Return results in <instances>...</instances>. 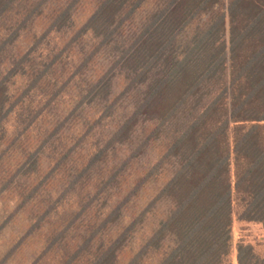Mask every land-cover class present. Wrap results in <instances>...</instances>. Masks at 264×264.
<instances>
[{"label":"trees","instance_id":"1","mask_svg":"<svg viewBox=\"0 0 264 264\" xmlns=\"http://www.w3.org/2000/svg\"><path fill=\"white\" fill-rule=\"evenodd\" d=\"M20 1L0 0V22ZM30 1L25 0V18L20 25L0 42V54L15 43L23 28L27 30L29 24L44 13L50 0ZM80 1L73 0L54 15L49 29L0 80V140L5 137L3 128L9 115L51 73L60 55L52 58L44 69H31L33 81L25 89V95L10 105L8 82L24 69V63L27 74L32 53L52 32L62 31L71 24ZM146 1L102 0L99 3L77 35L93 32L100 38L85 66L115 40L127 23L133 21ZM225 1L163 0L145 27L122 49L107 73L90 86L84 97L88 104L99 98H110L118 71L126 73L129 79L125 93L139 85H146V89L132 115L77 174L60 201L78 186L90 168L105 161L110 149L131 141L141 122H156L157 125L124 165L104 181L96 198L118 181L127 164L140 158L151 140L159 137L165 127L184 116L189 108L192 112L166 149L162 161L140 178L100 225L83 238L76 250L67 251L61 264H80L87 252L92 254L88 264H120V254L133 234L143 229L149 214L164 198L172 199V210L128 264H142V260L155 251H164L160 264H231L235 204L241 207V220L264 224V0ZM204 17L207 18L204 20ZM200 20L202 23L189 43L181 48L179 37ZM55 98L56 95L52 101ZM44 146L45 141L29 155L25 174L38 171ZM165 161L174 165V171L160 194L110 243L95 246L104 231L119 224L124 210L139 196L147 182L162 173ZM45 182L47 178L26 196L25 205L40 192ZM89 205L91 202L83 205L76 219ZM56 207L57 202L52 203L30 233L39 229L46 214ZM74 221L69 220L65 228L53 236L37 262L57 245H64ZM167 243H170L168 247ZM237 263L264 264V257L258 256L252 245L239 243Z\"/></svg>","mask_w":264,"mask_h":264},{"label":"rangeland","instance_id":"2","mask_svg":"<svg viewBox=\"0 0 264 264\" xmlns=\"http://www.w3.org/2000/svg\"><path fill=\"white\" fill-rule=\"evenodd\" d=\"M34 1L36 0H31L30 3ZM72 1L50 0L44 13L36 17L27 30H21L15 43L0 54V80L49 29L54 15ZM101 1L81 0L76 5L71 24L62 31L52 32L32 53V62L27 65V74L24 63V69L8 82L10 105L23 96L25 89L33 81L31 69H44L52 58L60 55L51 73L49 72L38 87L32 90L26 101L24 98V102L16 106L4 124L5 137L0 140V264H61L66 253L76 250L83 238L100 225L119 200L136 186L140 178L162 161L166 149L184 127L186 120H189L188 117H191L192 111L189 108L184 116L165 127L159 137L151 140L140 158H135L127 164L118 181L96 198V193L104 181L124 165L157 125L156 122H141L131 141L110 149L105 161L90 168L78 186L60 201L62 193L72 180H75L77 174L88 166L94 155L107 145L113 134L132 115L146 85H139L125 93L129 79L126 73L118 71L108 100L99 98L88 104L84 99L85 95L90 86L107 73L122 49L130 44L135 34L145 27L151 15L163 3V0H147L133 21L127 23L115 40L85 66V61L96 50L100 38L93 32L80 37L77 35L89 22ZM24 18L25 0H21L0 22V42L10 36ZM200 21L190 26L179 37L178 45L181 48L189 43L202 23ZM55 95L56 98L52 101ZM82 101H85L82 103L84 105L81 104ZM26 126H29L27 130ZM13 140L14 145L10 146ZM44 141L38 171L25 174V162L28 161L29 155L39 146L42 147ZM173 171L174 165L165 161L162 173L147 182L139 196L124 210V217L119 224L108 232L104 231L94 245L108 244L116 238L160 194ZM45 178L47 182L40 192L25 205L26 196ZM6 183L8 185H5ZM55 202L57 207L46 214L47 217L41 222L39 229L30 233L34 224ZM88 202H91V205L76 219L75 216ZM173 205L171 198L158 202L143 229H138L133 234L128 246L120 254V264H128L142 249L159 227L161 220L170 213ZM240 211L241 207L236 203L233 250L229 257L231 264H238L239 243L252 245L258 256L264 257V224L241 220ZM74 219L75 224L67 234L64 245H57L42 261L37 262L53 236L59 234L69 220ZM163 254L164 251L152 252L148 258L142 260V264H160ZM90 256L92 254L87 252L80 264H88Z\"/></svg>","mask_w":264,"mask_h":264}]
</instances>
